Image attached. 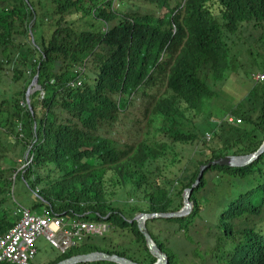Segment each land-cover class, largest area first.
Segmentation results:
<instances>
[{"label": "trees", "instance_id": "trees-1", "mask_svg": "<svg viewBox=\"0 0 264 264\" xmlns=\"http://www.w3.org/2000/svg\"><path fill=\"white\" fill-rule=\"evenodd\" d=\"M144 1L153 11L113 0H0V235L18 219L16 180L35 197L30 210L107 226L28 264L96 250L152 264L133 217L180 209L201 164L253 152L264 138V78L252 79L264 73V0ZM240 40L249 47L235 50ZM242 51L259 62L248 91L216 122L201 120L200 105L216 94L209 77ZM35 74L40 89L27 103ZM135 100L147 104L142 138L115 135ZM190 201L186 216L145 220L167 264L188 261L189 249L192 264H264V151L244 166L206 168Z\"/></svg>", "mask_w": 264, "mask_h": 264}, {"label": "rangeland", "instance_id": "rangeland-1", "mask_svg": "<svg viewBox=\"0 0 264 264\" xmlns=\"http://www.w3.org/2000/svg\"><path fill=\"white\" fill-rule=\"evenodd\" d=\"M127 4L123 7L120 0H113L114 7L123 8V10H132L136 9L139 12H151L153 7L146 3L144 0H126ZM249 44L242 43V41H236L235 50L247 49ZM241 56L239 59L235 56L234 60L230 59L229 69L222 72V76L215 77V79L209 77L208 84L211 86H216V94L208 99H205L204 102L200 105L199 110L201 114L199 115L202 120V114L205 116L210 115L213 118L209 117L208 119L212 123L216 122L215 119H220L224 115H227L228 110L233 107L248 91L250 86L249 71L253 68V65L259 64L258 60L245 55V52L242 51L239 53ZM218 87V88H217ZM151 93H155V90H151ZM147 104L143 101L135 100L132 105H130L123 113L120 114L118 121L114 124L113 130L115 135H122L126 130L137 137L142 138L143 133L145 132V119L143 117V112L145 111ZM140 120L137 124V127L133 128L132 121ZM191 145L185 146V157L191 152ZM14 193L16 197L21 201L22 205L29 206L34 200L35 197L29 193L24 188V184L21 181H15L14 183ZM195 240L202 239V232L194 234ZM37 252L34 256L39 261H46L57 255V249L49 245V243L42 237H37L36 239ZM191 245H189L190 248ZM180 247V245H179ZM188 246H185L184 249H189ZM189 249V260L183 264H192L197 259L192 257Z\"/></svg>", "mask_w": 264, "mask_h": 264}, {"label": "built area", "instance_id": "built-area-1", "mask_svg": "<svg viewBox=\"0 0 264 264\" xmlns=\"http://www.w3.org/2000/svg\"><path fill=\"white\" fill-rule=\"evenodd\" d=\"M263 78L262 72L252 75L255 81ZM228 120L234 123L241 121L239 118L233 119L232 116H228ZM203 137L208 140L211 137V131L205 132ZM30 161L31 157L25 156L20 167L28 165ZM16 212L17 221L7 233L0 235V264L6 262L28 264L36 254L35 243L40 236L49 245L63 253L69 247L77 245L83 238L102 234L107 229L102 221L66 218L59 214H50L46 208L41 209L40 212H34L24 205H19Z\"/></svg>", "mask_w": 264, "mask_h": 264}, {"label": "water", "instance_id": "water-1", "mask_svg": "<svg viewBox=\"0 0 264 264\" xmlns=\"http://www.w3.org/2000/svg\"><path fill=\"white\" fill-rule=\"evenodd\" d=\"M32 39V38H31ZM40 85L37 82V74L33 76L30 83L28 84L26 91H25V101L29 103L30 95L35 91L39 90ZM264 151V138L261 144L258 146L256 150L247 154H228L224 156H220L214 159L207 161L199 166L198 174L194 182L191 184L190 187L185 188L182 194V207L175 211H166V212H140L136 214L133 219L137 223V227L141 234L145 239V244L149 250V252L156 258L155 262L152 264H167L168 259L164 251L160 249L159 246L154 242L151 238L146 225L145 220L153 217H182L186 216L191 208L192 202L190 201V193L192 188L198 184L200 181L203 172L206 168L211 165H226V166H244L253 162L262 152ZM95 260H108L113 261L118 264H142L131 260L125 256H120L116 253H107L104 251H90L85 253H77L66 258H63L53 264H77L80 262H87V261H95Z\"/></svg>", "mask_w": 264, "mask_h": 264}, {"label": "bare ground", "instance_id": "bare-ground-1", "mask_svg": "<svg viewBox=\"0 0 264 264\" xmlns=\"http://www.w3.org/2000/svg\"><path fill=\"white\" fill-rule=\"evenodd\" d=\"M233 119H234V118H233ZM211 133H213V132H211ZM211 135H212V134H211ZM36 195H37V194H36ZM39 198H40V197H39ZM17 208H18V207H17ZM104 233H105V232H104ZM72 247H73V246H72ZM72 247H71V248H72ZM69 248H70V247H69ZM13 264H15V263H13Z\"/></svg>", "mask_w": 264, "mask_h": 264}, {"label": "crops", "instance_id": "crops-1", "mask_svg": "<svg viewBox=\"0 0 264 264\" xmlns=\"http://www.w3.org/2000/svg\"><path fill=\"white\" fill-rule=\"evenodd\" d=\"M35 245H36V243H35ZM37 247V246H36ZM37 249V248H36Z\"/></svg>", "mask_w": 264, "mask_h": 264}, {"label": "clouds", "instance_id": "clouds-1", "mask_svg": "<svg viewBox=\"0 0 264 264\" xmlns=\"http://www.w3.org/2000/svg\"><path fill=\"white\" fill-rule=\"evenodd\" d=\"M51 246V245H50ZM54 248V247H53ZM58 251V250H57Z\"/></svg>", "mask_w": 264, "mask_h": 264}]
</instances>
